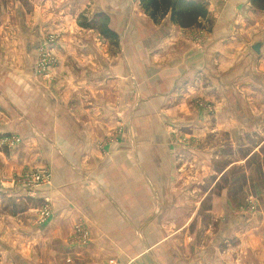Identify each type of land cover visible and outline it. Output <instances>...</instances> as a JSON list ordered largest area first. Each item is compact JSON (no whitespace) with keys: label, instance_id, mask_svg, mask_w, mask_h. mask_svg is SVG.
<instances>
[{"label":"crops","instance_id":"1","mask_svg":"<svg viewBox=\"0 0 264 264\" xmlns=\"http://www.w3.org/2000/svg\"><path fill=\"white\" fill-rule=\"evenodd\" d=\"M196 1L204 3L208 9V15L199 19L201 24L209 17L218 15L214 21L216 30L213 26L212 33L196 24L184 27L174 23L170 14L165 15L159 25L151 23L149 15L139 9L140 0H135V8L148 19L146 26L149 30L142 39H151L153 43L146 46L148 55H152L146 64L147 77L142 85L133 80L131 82L130 92L136 91L134 94L123 96V80L115 74L120 68L116 70V66L110 64L111 70L108 72L106 63H91L86 57L92 54L91 50L98 48L70 46L68 40L74 37L71 34L62 40V45L66 42L67 46L61 49L63 55L69 57L61 61L60 71L63 74L60 79L55 82H23L20 87L26 94L19 95L17 120L13 123L18 129L15 130L13 125L9 129L5 126L8 120H0L5 130L12 133L17 131L24 136L17 149L3 152L0 156L7 166L17 168L18 165L46 163L54 171L55 186L51 193L53 221L63 224L64 229L79 219L87 222L92 241L88 250L81 254L83 264H252L248 253L257 251L259 261L264 263V229L263 237L259 234L260 229L256 230V235L251 231L248 235L242 233L241 244L236 246L231 242L235 220L226 214L223 219L225 223L221 222L224 209L219 211L217 204L219 199H227L228 191L219 194L216 188L222 178L218 174L204 176L207 170H202L203 166L213 167L215 162L203 160L201 154L196 156L192 161L193 166L198 168L194 171V179L196 173L199 175L197 180L188 177V181L185 171L190 174L189 171L180 166L186 160L174 158L175 146L159 143L158 137H155L158 129L156 131L153 124L145 128L158 113L163 114L164 119L169 116L174 102L183 105L184 112L190 113L189 92L193 88H201L204 66L208 61L206 58L213 56L209 45L212 46V41L217 43L215 34L220 26L225 23L223 31L237 29V32L244 33L246 29L248 36L244 35L243 38L255 33L250 31L253 27L264 30V9L252 8L250 0H229L223 4L221 0ZM72 2L45 0L43 7L51 13L46 11L41 21L45 18L51 22L62 19V7L66 8L64 19L69 21V12L74 9ZM228 6H233L230 22L226 15ZM107 11L111 16L109 28L117 34L123 30V26L126 27V21L130 24V20L136 18L129 13L130 9L127 15L120 12L124 24L118 27L116 22L113 24L115 19L112 13ZM261 13L262 18L255 17L261 16ZM116 14L120 15L118 12ZM244 17L250 23L241 29ZM136 22L132 30L134 37H137V32H142L140 26L144 24L138 19ZM164 27L167 36L168 29L173 31L170 33L173 39L167 37L169 41L177 39L182 43L177 46L181 55L178 59L167 58L170 47L155 45L159 40L157 31ZM200 33L203 34V43ZM211 35H214L212 40ZM217 38H221L222 46L233 50L232 56L238 52L239 47L233 48L232 40L225 33ZM235 38L233 43L236 42ZM91 40L94 42L93 38H89L88 44H91ZM261 41L262 47L257 53L264 51V39ZM140 49L144 48L136 47L131 53H141ZM260 59L264 61V55ZM230 63H225L228 68ZM80 68L85 77L77 78L73 72H78ZM134 71L138 76L137 66ZM124 103V118L130 122L124 125V132L117 142L111 143L108 151L102 153L100 140H104L108 130L118 124L116 120L123 119L120 115ZM197 114L194 118L202 117L200 113ZM227 118L233 120L230 114ZM218 129L229 133L234 129L233 123L228 122ZM232 164L228 162L226 166ZM195 183H199L197 187L202 183H210V186L202 191L201 187L197 190ZM176 189L181 191L178 197L176 192L173 193ZM206 196L214 197L215 206L211 207L209 213L218 221L206 219L212 217L202 209ZM214 230L220 233L214 234ZM245 230L241 229L242 232ZM64 238L62 241L69 243ZM250 240H256V244ZM56 244L61 243L58 240Z\"/></svg>","mask_w":264,"mask_h":264},{"label":"rangeland","instance_id":"2","mask_svg":"<svg viewBox=\"0 0 264 264\" xmlns=\"http://www.w3.org/2000/svg\"><path fill=\"white\" fill-rule=\"evenodd\" d=\"M72 1L74 9L69 12V21L64 19L66 8L62 7L60 8L63 9L60 11V15H63L62 19L51 22L46 18L41 21L46 11L51 13L48 8L43 7L45 0H0V111L5 114L1 113L0 120L3 118L8 120L6 127L9 128L17 120L15 118L18 113L19 95L26 94L20 87L23 82L33 80L39 83L55 82L60 79L63 74L60 71L61 61H66L65 58L69 57L63 55L61 49L67 46H65L66 42L62 45V40L65 37L69 38L68 35H74L73 40H68L70 46L74 45V48L87 46L98 48L96 51L91 50L92 54L86 56L91 63H106L108 72L111 70L110 64H114L116 70L120 68L115 74L123 80L124 97L136 92H130L132 80L142 85L147 77L146 64L152 55H148L146 46L151 45L153 40L142 39L149 29L146 26L148 19L142 14L146 12L141 6L139 9L142 13H139L135 8V0ZM226 1L229 0H221V3ZM129 9V13L134 14L133 17L136 18L131 19L130 24L126 21L125 25H127L125 28L123 26V30L119 33L120 37L117 33L116 37L102 34L103 26L105 24L110 26L111 16L107 10L115 19L113 24L116 22L118 27H122L124 22L120 12L127 15ZM226 10L230 22L233 6H228ZM255 17L262 18V13L261 16ZM217 18L218 15L214 18L209 17L203 24L199 20L196 26L212 33L213 26L216 30L214 21ZM137 19L144 24L140 26L142 32H137V37H134L132 30L137 24ZM150 19L151 23L159 25L165 18L154 20L150 17ZM249 23V19L244 17L241 29L249 26ZM225 28L224 23L215 34L218 46L213 41L212 46L207 43L213 50V56L206 58L208 61L204 66L201 88L196 87L189 92L190 113L184 112L183 105L174 102L173 107L170 108L171 112L168 113L169 116H165L164 119L163 114L158 113L145 128L150 123L153 124L156 131L158 129L155 137H158L159 143L175 146L174 158L186 160L180 166L183 165V169L187 168L186 170L189 171L190 174L185 171L188 181V177L194 179L198 169L192 164L196 156L201 154L203 160L215 162L213 167L203 166L202 170H207L204 176L218 174L222 178L217 183L216 191L219 194L228 191L227 199H219L217 207L219 211L224 209L221 216L222 223H225L223 219L226 214L235 220L231 242L239 246L242 233L248 235L251 231L256 235L260 229L259 234L263 237L264 229L260 227L264 226V65H261L264 61L260 59L264 51L257 53L253 48L254 44L264 39V30L259 31L253 27L250 31L255 33L243 38L244 35L248 36L246 29L242 33V31L237 32V29L223 31ZM165 31V27L158 29L159 40L156 38L155 45L170 47V51L166 53L167 58L178 59L181 56L178 47L182 43L177 39L169 41L167 37L173 31L168 29V36ZM202 33L199 34L201 43H203ZM222 33L232 40L233 48L239 47L234 56L231 54L233 50L222 46L221 38H217ZM213 36L211 35L210 40L214 38ZM234 37H236L235 43H233ZM89 38H93L95 43L91 40V44H88ZM165 38L167 40L160 42ZM136 47L144 49H140L141 53L132 54L131 50ZM261 47L262 44L260 49ZM227 61L231 62L229 68L225 64ZM136 66L138 76L134 71ZM75 73L77 78L85 77L81 68L78 72H73L74 75ZM94 73L99 72L94 71ZM3 107H6V111ZM125 112L124 103L122 114L120 113L123 119L116 120L118 126L114 124L115 127L108 130L106 138L100 140L99 148L102 153L108 151L111 143L117 142L124 132V125L130 122L128 118H124ZM197 113L202 117L194 118ZM228 114L233 120H228ZM216 116L219 120H216ZM228 122L233 123L232 131L227 133L218 129ZM2 125L0 123L2 129L0 156L3 152L17 149L24 137L17 131L12 133L5 130V126ZM13 127L15 130L18 129L17 125ZM228 162H233L232 166L227 167ZM38 174L41 178L37 181V185L28 184L29 180L36 178ZM198 175L199 173H196L194 180H197ZM206 181L209 182L210 179ZM187 184L194 189L190 183ZM197 184L195 183L197 190L201 187L202 191H206L205 189L210 186V183H202L199 187ZM54 186V171L48 164L18 165L17 168H11L0 158V264H83L81 254L88 250L87 247L92 241L91 232L84 219L73 222L67 229L63 228V224L53 221L51 193L54 191ZM175 192L178 197L181 191L176 189L173 193ZM213 206H215L214 197L206 196L202 207L204 213L210 214L209 210ZM45 207L49 214L41 219L40 211ZM211 216L206 219L218 221V218L213 217L214 215ZM243 228L246 230L242 232ZM204 233L210 234L205 231ZM216 233L220 231L214 230V234ZM61 235H64L63 237H66L64 240H68L69 243H64ZM57 238L61 244H56ZM251 243L256 244V240ZM248 255L252 264H264L259 261L258 251L249 252Z\"/></svg>","mask_w":264,"mask_h":264},{"label":"trees","instance_id":"3","mask_svg":"<svg viewBox=\"0 0 264 264\" xmlns=\"http://www.w3.org/2000/svg\"><path fill=\"white\" fill-rule=\"evenodd\" d=\"M250 3L255 8L264 9V0H250ZM140 4L152 19L159 20L170 14L174 23L184 27L196 24L200 18L208 15L206 5L196 0H140ZM102 34L107 37L117 36L106 24Z\"/></svg>","mask_w":264,"mask_h":264},{"label":"built area","instance_id":"4","mask_svg":"<svg viewBox=\"0 0 264 264\" xmlns=\"http://www.w3.org/2000/svg\"><path fill=\"white\" fill-rule=\"evenodd\" d=\"M42 65L45 66V64L41 63ZM49 65V64H47ZM41 178V175L38 174L36 176V178H33L32 180H29L30 182L28 184H34V185H37V181L40 180ZM49 214V211L47 210V207L43 208L41 211H40V218L42 219L44 215H48Z\"/></svg>","mask_w":264,"mask_h":264},{"label":"water","instance_id":"5","mask_svg":"<svg viewBox=\"0 0 264 264\" xmlns=\"http://www.w3.org/2000/svg\"><path fill=\"white\" fill-rule=\"evenodd\" d=\"M260 46H261V42L257 43V44H254L253 45V48L257 51V52H260Z\"/></svg>","mask_w":264,"mask_h":264}]
</instances>
